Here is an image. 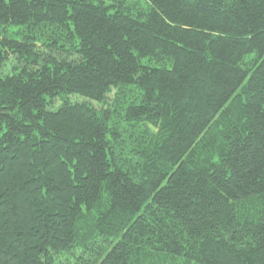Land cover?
<instances>
[{"label":"trees","instance_id":"16d2710c","mask_svg":"<svg viewBox=\"0 0 264 264\" xmlns=\"http://www.w3.org/2000/svg\"><path fill=\"white\" fill-rule=\"evenodd\" d=\"M4 129L0 264H264V0H0Z\"/></svg>","mask_w":264,"mask_h":264},{"label":"rangeland","instance_id":"374dc122","mask_svg":"<svg viewBox=\"0 0 264 264\" xmlns=\"http://www.w3.org/2000/svg\"><path fill=\"white\" fill-rule=\"evenodd\" d=\"M61 53L65 54V55L63 56V55L59 54V55H57V58L64 59V60H67V61H70L69 58H66V57H65L67 53H65V52H61ZM52 55H53V54H52ZM81 100H82V99H79V100H78V99H73V101H77V102H80ZM112 100H113V95L111 94V95L109 96L107 102H112ZM97 107H98V106H97Z\"/></svg>","mask_w":264,"mask_h":264},{"label":"snow or ice","instance_id":"6c2138e0","mask_svg":"<svg viewBox=\"0 0 264 264\" xmlns=\"http://www.w3.org/2000/svg\"><path fill=\"white\" fill-rule=\"evenodd\" d=\"M7 132V129H4L3 132H0V136H3Z\"/></svg>","mask_w":264,"mask_h":264}]
</instances>
